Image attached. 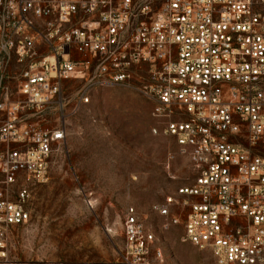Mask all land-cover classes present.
Here are the masks:
<instances>
[{
  "label": "built area",
  "instance_id": "1",
  "mask_svg": "<svg viewBox=\"0 0 264 264\" xmlns=\"http://www.w3.org/2000/svg\"><path fill=\"white\" fill-rule=\"evenodd\" d=\"M68 82L81 106L116 87L152 105L193 175L151 207L164 229L218 264H264V0H0L1 261L65 148ZM123 235L117 262L76 264H165L135 208Z\"/></svg>",
  "mask_w": 264,
  "mask_h": 264
},
{
  "label": "rangeland",
  "instance_id": "2",
  "mask_svg": "<svg viewBox=\"0 0 264 264\" xmlns=\"http://www.w3.org/2000/svg\"><path fill=\"white\" fill-rule=\"evenodd\" d=\"M79 87L64 85L65 148L53 161L49 181L29 188L31 220L14 232L9 257L0 264L115 263L125 246L129 208L155 233L165 264H218L209 249L181 241L182 225L164 229L151 211L193 175L174 140L154 134L163 124L151 116L149 101L116 87L94 93L91 103L81 106ZM60 116L52 109L35 121L53 128Z\"/></svg>",
  "mask_w": 264,
  "mask_h": 264
},
{
  "label": "crops",
  "instance_id": "3",
  "mask_svg": "<svg viewBox=\"0 0 264 264\" xmlns=\"http://www.w3.org/2000/svg\"><path fill=\"white\" fill-rule=\"evenodd\" d=\"M1 119H3V116H2V115H0V120H1Z\"/></svg>",
  "mask_w": 264,
  "mask_h": 264
}]
</instances>
